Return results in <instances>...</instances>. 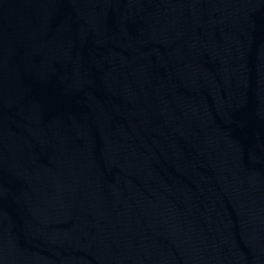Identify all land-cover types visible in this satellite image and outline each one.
I'll list each match as a JSON object with an SVG mask.
<instances>
[{
	"label": "water",
	"instance_id": "1",
	"mask_svg": "<svg viewBox=\"0 0 264 264\" xmlns=\"http://www.w3.org/2000/svg\"><path fill=\"white\" fill-rule=\"evenodd\" d=\"M0 264H264V0H0Z\"/></svg>",
	"mask_w": 264,
	"mask_h": 264
}]
</instances>
